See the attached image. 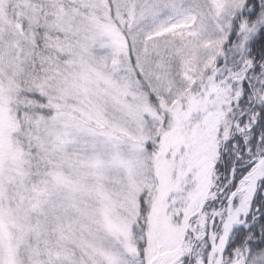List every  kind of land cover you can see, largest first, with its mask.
Here are the masks:
<instances>
[{
  "label": "snow or ice",
  "instance_id": "6c2138e0",
  "mask_svg": "<svg viewBox=\"0 0 264 264\" xmlns=\"http://www.w3.org/2000/svg\"><path fill=\"white\" fill-rule=\"evenodd\" d=\"M0 264H264V0H0Z\"/></svg>",
  "mask_w": 264,
  "mask_h": 264
}]
</instances>
